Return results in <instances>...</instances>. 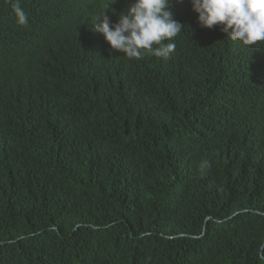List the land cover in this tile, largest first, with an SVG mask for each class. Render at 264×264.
Here are the masks:
<instances>
[{"label":"trees","instance_id":"16d2710c","mask_svg":"<svg viewBox=\"0 0 264 264\" xmlns=\"http://www.w3.org/2000/svg\"><path fill=\"white\" fill-rule=\"evenodd\" d=\"M110 2L0 0V264H264V45L172 0L175 52L129 60Z\"/></svg>","mask_w":264,"mask_h":264},{"label":"clouds","instance_id":"9594fccd","mask_svg":"<svg viewBox=\"0 0 264 264\" xmlns=\"http://www.w3.org/2000/svg\"><path fill=\"white\" fill-rule=\"evenodd\" d=\"M9 2L16 24L27 26L28 16L20 0ZM114 2L104 4L92 23L110 50L137 61L148 55L167 59L175 52L174 39L185 25L173 19L172 0H133L118 13L110 7ZM190 4L199 27L218 26L229 39L250 50L264 45V0H190ZM109 12L117 16L115 23L110 21Z\"/></svg>","mask_w":264,"mask_h":264}]
</instances>
